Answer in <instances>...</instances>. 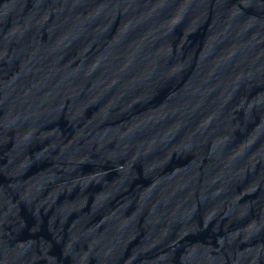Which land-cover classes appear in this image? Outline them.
Masks as SVG:
<instances>
[{"label": "water", "instance_id": "obj_1", "mask_svg": "<svg viewBox=\"0 0 264 264\" xmlns=\"http://www.w3.org/2000/svg\"><path fill=\"white\" fill-rule=\"evenodd\" d=\"M0 264H264V0H0Z\"/></svg>", "mask_w": 264, "mask_h": 264}]
</instances>
